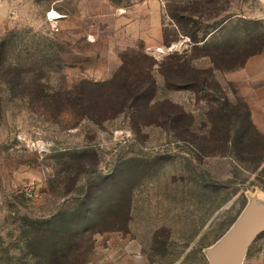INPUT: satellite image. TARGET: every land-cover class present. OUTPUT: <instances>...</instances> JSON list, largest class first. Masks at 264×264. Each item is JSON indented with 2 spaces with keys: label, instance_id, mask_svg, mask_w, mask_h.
<instances>
[{
  "label": "rangeland",
  "instance_id": "1",
  "mask_svg": "<svg viewBox=\"0 0 264 264\" xmlns=\"http://www.w3.org/2000/svg\"><path fill=\"white\" fill-rule=\"evenodd\" d=\"M190 5L209 8L193 17L199 40L226 20L206 44L178 34L169 15L170 6L191 26L180 15ZM165 31L178 40L166 45ZM6 38L24 58L27 46L34 56L50 46L54 71L43 82L53 88L121 73L118 90L128 78L148 87L137 102L136 94L114 99L111 86H95L83 119L46 113L37 95L11 92L0 74V264L32 262L24 233L31 220L72 213L84 201L98 212L99 231L82 242L94 245L87 264H211V250L239 222L262 223L264 133L248 129L242 143L228 144L247 102L241 83L226 79L264 60V0H0V44ZM176 51L199 71L169 67L167 85L155 67L152 88L146 72L154 61L144 55L160 63ZM209 72L208 88L201 80ZM252 108L264 130V112ZM262 254L264 231L241 264Z\"/></svg>",
  "mask_w": 264,
  "mask_h": 264
},
{
  "label": "trees",
  "instance_id": "2",
  "mask_svg": "<svg viewBox=\"0 0 264 264\" xmlns=\"http://www.w3.org/2000/svg\"><path fill=\"white\" fill-rule=\"evenodd\" d=\"M207 3H212L213 0H206ZM198 6V7H197ZM208 7L199 6V5H190L189 8L183 9L180 13L182 17L186 16L190 21H193V25L191 26H182V23L178 20V15L172 7H168V12L173 20H176V27L178 34L190 35L191 41L194 43H198L200 41H205V44L208 42L210 37L214 36L217 32H220L223 28V24L226 20H222L221 22L215 23L211 26L210 30H206L204 34V39L199 40L198 36H196L197 31H199L198 22L193 20V17L203 16L204 13L208 12ZM178 38L170 39L167 32H164V43L170 46L173 42H176ZM21 46V45H20ZM20 46L17 45L11 39H5L0 44V74L2 78V85L7 87L11 92L17 93V91H21L23 93H27L29 95H37L40 100L37 104L38 108L42 109L46 113H56V115H62L67 113H77L78 116L85 118H90V113L92 111V104H90L89 97L90 90L97 87L111 86L112 88V98L114 96H118V94L129 92L130 94L137 95V102L141 100V97L146 94L145 80L142 79L137 81H130L129 78L123 82V85L118 88V78L122 75H116L110 81L105 83H90L88 81H81L77 83L72 88H68L67 86H62L60 88H53L46 81L48 78L49 72H53L52 70L55 60L51 58L50 46H45L44 49H41L39 45L38 56H34L30 54V50L34 49V47L27 46V54L29 55L27 58L23 57V50L20 49ZM148 60L154 61L151 66L148 67V71L146 72L148 75L147 78L150 80V84L152 83V88H157L156 80L153 76V69L158 67L159 73L164 77L165 82L169 85L170 76L167 74V69L169 67H173L174 69L178 68L181 64L188 65V61L185 60L184 57H180L178 51L168 55L163 61L160 63L153 60L152 57L144 55ZM61 60V57H60ZM185 61V62H184ZM191 63V61H189ZM61 67V65H60ZM188 67L192 68L193 71H199V68H196L195 65L189 64ZM124 72V71H121ZM210 75L205 76L201 80L203 85L209 88L211 84L210 78H213V72H209ZM33 75V76H31ZM33 77V82H27L28 78ZM200 82V81H199ZM116 83L117 85H114ZM195 83V81H194ZM116 86V91H113V87ZM193 86V84L191 85ZM0 89V118L3 115V100H2V92ZM155 93V90H154ZM154 97V96H153ZM115 99V98H114ZM114 99H110L111 102H114ZM118 100V99H117ZM214 102L211 107L215 108L218 105V100H213ZM245 102V101H244ZM211 103V102H210ZM246 103V102H245ZM226 106L230 107L233 104L225 99L223 103ZM224 107V111L226 108ZM247 108L245 116H244V124L242 126L241 131L236 133V137L231 136V133H228L227 142L228 144L234 143L235 145H239L243 142L245 138V133L248 129L255 132L257 136H261V132L254 124L251 111L248 104H245ZM227 114V113H226ZM241 114L237 115L238 119H241ZM228 148V146H227ZM118 199V198H117ZM110 200V198H109ZM122 200V198H121ZM121 200L117 201V207H121L123 202ZM107 202V200H106ZM98 212L94 211L87 204V201H84L81 204L80 209L72 212V213H64L61 212L59 214L53 215L51 218L46 219L44 221L31 220L29 226L31 227V231L25 230V236L27 239V248L28 250L33 249L32 253V262H19L20 264H87L88 259L85 257V252H91V249L94 247L93 242L84 249L82 242L87 239V235L92 239L93 235L96 232H99L96 228V225H93V219L97 215ZM93 228V230H91ZM37 250V252H36ZM84 251V252H83ZM84 254V256H83ZM83 257V258H82Z\"/></svg>",
  "mask_w": 264,
  "mask_h": 264
},
{
  "label": "water",
  "instance_id": "3",
  "mask_svg": "<svg viewBox=\"0 0 264 264\" xmlns=\"http://www.w3.org/2000/svg\"><path fill=\"white\" fill-rule=\"evenodd\" d=\"M263 231L264 217L262 223L258 224L239 222L211 250V264H241L250 245Z\"/></svg>",
  "mask_w": 264,
  "mask_h": 264
},
{
  "label": "crops",
  "instance_id": "4",
  "mask_svg": "<svg viewBox=\"0 0 264 264\" xmlns=\"http://www.w3.org/2000/svg\"><path fill=\"white\" fill-rule=\"evenodd\" d=\"M226 80L240 82L241 95L251 105L250 109L252 104H255V109L258 108L264 112V60L253 63L249 61L244 69L231 73ZM256 104H260V106L258 107ZM250 111L254 124L264 133L263 126L256 119L254 108ZM247 259L249 260L248 264H264V254L252 255Z\"/></svg>",
  "mask_w": 264,
  "mask_h": 264
},
{
  "label": "bare ground",
  "instance_id": "5",
  "mask_svg": "<svg viewBox=\"0 0 264 264\" xmlns=\"http://www.w3.org/2000/svg\"><path fill=\"white\" fill-rule=\"evenodd\" d=\"M53 14H54V17H55V16H56L57 18L60 17V15L58 14V12H55V11H54Z\"/></svg>",
  "mask_w": 264,
  "mask_h": 264
},
{
  "label": "built area",
  "instance_id": "6",
  "mask_svg": "<svg viewBox=\"0 0 264 264\" xmlns=\"http://www.w3.org/2000/svg\"><path fill=\"white\" fill-rule=\"evenodd\" d=\"M30 192H32V191H30Z\"/></svg>",
  "mask_w": 264,
  "mask_h": 264
}]
</instances>
